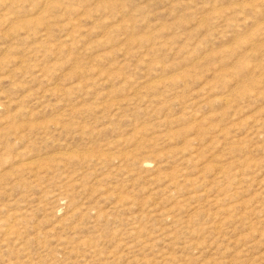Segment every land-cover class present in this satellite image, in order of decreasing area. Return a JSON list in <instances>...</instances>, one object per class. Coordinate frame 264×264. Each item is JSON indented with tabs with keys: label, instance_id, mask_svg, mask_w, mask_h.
Wrapping results in <instances>:
<instances>
[{
	"label": "rangeland",
	"instance_id": "rangeland-1",
	"mask_svg": "<svg viewBox=\"0 0 264 264\" xmlns=\"http://www.w3.org/2000/svg\"><path fill=\"white\" fill-rule=\"evenodd\" d=\"M0 264H264V0H0Z\"/></svg>",
	"mask_w": 264,
	"mask_h": 264
}]
</instances>
